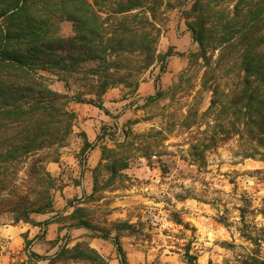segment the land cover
Wrapping results in <instances>:
<instances>
[{
	"label": "trees",
	"instance_id": "1",
	"mask_svg": "<svg viewBox=\"0 0 264 264\" xmlns=\"http://www.w3.org/2000/svg\"><path fill=\"white\" fill-rule=\"evenodd\" d=\"M177 6L199 43L190 63L191 68L203 63V85L212 93L205 113L219 112L212 132L199 130L194 161L205 166L207 151L244 132L264 148V0H193L188 7L184 0H0V213L33 223L32 213L52 206L53 177L45 161L47 151L62 146L73 131L77 116L68 100L102 106L109 88L125 84L135 90L139 82L129 79L158 62L164 72L172 52L157 48L162 32L157 18L161 8ZM56 13L73 22V37L48 34ZM80 47L83 52L73 54ZM44 72L57 75L68 94L53 90ZM222 72L225 84L217 76ZM22 171L43 184L33 189L35 199L21 187ZM67 217L78 220L72 225L93 228L77 208ZM245 236L260 246L261 239ZM115 243L122 264H128L118 237ZM70 251L110 264L87 241ZM249 261L245 264H264L257 252Z\"/></svg>",
	"mask_w": 264,
	"mask_h": 264
},
{
	"label": "rangeland",
	"instance_id": "2",
	"mask_svg": "<svg viewBox=\"0 0 264 264\" xmlns=\"http://www.w3.org/2000/svg\"><path fill=\"white\" fill-rule=\"evenodd\" d=\"M184 1L186 7L193 3ZM182 9L165 7L159 11L157 23L162 32L157 48L161 53L171 50L173 56L189 47L187 54L180 53L186 57V65L180 67L172 58L170 68L168 60L164 63V72L158 62L129 79L135 84L155 78L160 87L148 98L140 117L126 123L114 141L116 146H109V139L103 140L107 144H103L101 162L94 169V191L85 198V205L66 197L67 166L63 177L50 171L51 163L76 156L82 164L86 159L87 145L79 149L85 135L74 121L73 131L62 146L47 151L45 167L53 177L52 206L35 213L54 210L62 221L66 218L73 224L78 220L63 217V211L77 208L96 234L104 236L117 229L119 234L137 235L151 256H169L166 260L171 264H245L252 263L249 255L255 252L264 260V148L244 132L207 151L205 166L194 161L192 144L199 130L212 132L219 112L205 113L212 93L203 85L202 60L191 68V54L200 47L181 15ZM48 31L50 36H59L61 31L70 32L69 37L75 35L73 22L58 13L49 19ZM81 52L80 47L73 54ZM219 55L217 51L211 56L217 60ZM90 66L94 63L86 64ZM222 73L217 76L225 84ZM105 133L111 131L105 128L101 136ZM20 177L25 179L21 187L35 199L33 189L42 190L43 184L28 178L24 171ZM66 204L75 209L66 210ZM14 218L12 212L0 213V264H97L71 252L76 244L63 246V237L51 249H43L40 242L32 244L27 228L32 231L35 227ZM44 230V225L35 228L38 236ZM246 234L261 239L260 246Z\"/></svg>",
	"mask_w": 264,
	"mask_h": 264
},
{
	"label": "crops",
	"instance_id": "3",
	"mask_svg": "<svg viewBox=\"0 0 264 264\" xmlns=\"http://www.w3.org/2000/svg\"><path fill=\"white\" fill-rule=\"evenodd\" d=\"M69 35H71L70 32L63 34V31H61L57 37L66 38ZM170 45L174 46L175 44L172 43ZM187 49L189 47H185L180 53L187 54L188 52H185ZM180 53L168 58L169 68L172 64V58L175 59L173 61L180 63V67L186 65V57L184 55L181 56ZM44 74L52 78L51 87L53 90L62 95L68 94L65 83L59 80L57 75L48 72H44ZM159 87L160 81H156L155 78L141 81L132 92L125 84H119L109 88L103 95L102 106L89 102H78L73 99L68 100L67 108L74 111L77 116L75 126L85 135V143L79 149H84L83 145H86V141L90 145L85 148L86 159L83 160L82 164L76 156H74L73 160L51 163L50 171L53 175H62L63 177V169L66 166L68 168L69 176L66 189H69L70 192L68 193L66 189L64 190L65 193L67 192V199L77 198L75 202L80 201V205H85V198L94 191V169L101 162L103 144H107V140L105 142L103 140L109 139L110 144L108 145L116 146L114 141L120 135V132L124 130L126 123L133 117H140L148 98L156 94ZM105 128H108L111 133H105V136L102 137L101 135ZM56 169L59 171L58 174L55 173L57 172ZM69 207L75 209L70 204L65 205L66 210ZM73 212L74 210L63 211V217H67ZM31 219L35 220L36 224L34 222L26 224H31L35 228L41 225L45 226L42 236H38L35 228L32 231L27 228L29 238L33 239L32 244L36 245L40 242L43 249L53 248L56 246V242L60 243L62 241V237L63 246H72L80 241H87L107 258L110 264H122L115 243L118 237L126 254L128 264H171L170 260H166L169 256H166V258L151 256L145 246L141 244L143 240L137 235L119 234L118 230L114 229L111 233L101 236L96 234V229L94 228L84 225H72L66 218H63L62 221L60 214L54 210L45 213H34Z\"/></svg>",
	"mask_w": 264,
	"mask_h": 264
}]
</instances>
